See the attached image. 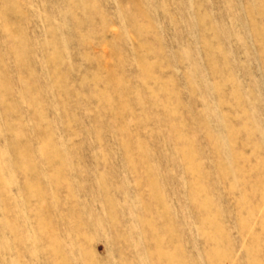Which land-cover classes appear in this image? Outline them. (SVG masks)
I'll list each match as a JSON object with an SVG mask.
<instances>
[{"label": "rangeland", "instance_id": "rangeland-1", "mask_svg": "<svg viewBox=\"0 0 264 264\" xmlns=\"http://www.w3.org/2000/svg\"><path fill=\"white\" fill-rule=\"evenodd\" d=\"M0 264H264V0H0Z\"/></svg>", "mask_w": 264, "mask_h": 264}]
</instances>
